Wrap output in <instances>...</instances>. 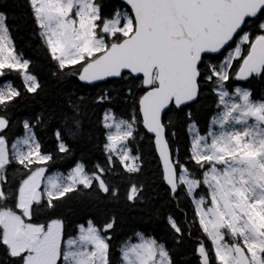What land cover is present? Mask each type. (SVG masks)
Instances as JSON below:
<instances>
[{"label":"snow or ice","instance_id":"1","mask_svg":"<svg viewBox=\"0 0 264 264\" xmlns=\"http://www.w3.org/2000/svg\"><path fill=\"white\" fill-rule=\"evenodd\" d=\"M0 264H264V0H0Z\"/></svg>","mask_w":264,"mask_h":264},{"label":"trees","instance_id":"2","mask_svg":"<svg viewBox=\"0 0 264 264\" xmlns=\"http://www.w3.org/2000/svg\"><path fill=\"white\" fill-rule=\"evenodd\" d=\"M25 47H27L28 49H31V44H25ZM99 155V154H98ZM97 162H102V160H98ZM56 169H54L55 171ZM60 171H63V169H59Z\"/></svg>","mask_w":264,"mask_h":264}]
</instances>
